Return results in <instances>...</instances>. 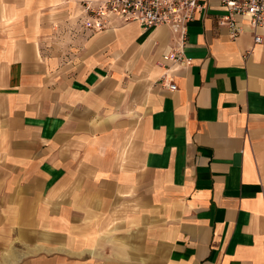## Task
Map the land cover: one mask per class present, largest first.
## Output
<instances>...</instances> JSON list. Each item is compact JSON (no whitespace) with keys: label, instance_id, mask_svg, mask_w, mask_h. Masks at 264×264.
<instances>
[{"label":"crops","instance_id":"1","mask_svg":"<svg viewBox=\"0 0 264 264\" xmlns=\"http://www.w3.org/2000/svg\"><path fill=\"white\" fill-rule=\"evenodd\" d=\"M84 1L0 0V264H264V26L205 0L178 65Z\"/></svg>","mask_w":264,"mask_h":264},{"label":"built area","instance_id":"2","mask_svg":"<svg viewBox=\"0 0 264 264\" xmlns=\"http://www.w3.org/2000/svg\"><path fill=\"white\" fill-rule=\"evenodd\" d=\"M206 5L205 0H99L94 6L85 2L84 12L86 20L97 27L96 31H101L105 25L108 27L114 19L137 23L143 30L167 27L178 37L180 45L178 50L164 54L163 61L183 65L189 62L181 52L188 25ZM220 6L224 12L221 24L227 27L231 38L241 35L247 26L253 33L254 43L262 42L256 32L264 26V0H220ZM161 80L166 82L168 90H176L167 76H162Z\"/></svg>","mask_w":264,"mask_h":264},{"label":"rangeland","instance_id":"3","mask_svg":"<svg viewBox=\"0 0 264 264\" xmlns=\"http://www.w3.org/2000/svg\"><path fill=\"white\" fill-rule=\"evenodd\" d=\"M98 1H99V0H98ZM98 1H97V2H98ZM85 2H86V3L90 2V3L92 4V6H94V4H97V2H94V4H93L92 1H84V2H83L82 7H81V15H80V21H81L80 25H81L83 31L86 32V33H89V34H96V33H99V32H101V31L107 30L108 28H107L106 25H105V27H104L103 29H101V31H96V30H94V28L97 29V27L93 26V24H92L91 21H87V20H86V19H87V14L84 12ZM81 16H83V19H81ZM113 21L118 22L119 20H118V19H114ZM113 21H110V23L112 24ZM121 22H122V21H119V23H121ZM124 23H125V22H124ZM131 23H133V22H131ZM78 25H79V24H78ZM80 25H79V26H80ZM138 25H139V24H138ZM139 26H140V25H139ZM140 27H141V26H140ZM141 28H142V27H141ZM156 28H157V27H156ZM166 28H167V27H166ZM142 29H143V28H142ZM145 31H148V30H145Z\"/></svg>","mask_w":264,"mask_h":264}]
</instances>
